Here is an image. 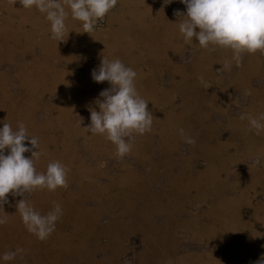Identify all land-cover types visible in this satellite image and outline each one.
Masks as SVG:
<instances>
[{
    "label": "crops",
    "instance_id": "obj_1",
    "mask_svg": "<svg viewBox=\"0 0 264 264\" xmlns=\"http://www.w3.org/2000/svg\"><path fill=\"white\" fill-rule=\"evenodd\" d=\"M176 10L185 12L186 6L180 0H117L105 15L103 29L83 33L81 22L69 13L65 36L53 39L45 14L24 9L19 0H0V127L7 122L15 129L22 122L29 135L38 138V172L54 160L70 169L67 188L8 194L3 211L9 216L0 225V257L17 247L25 251L23 258L0 259V264H123L124 256L137 257L140 252L139 235L148 246L140 258L145 264H166L169 258L172 264H232L235 259L256 264L264 259V130L257 135L248 130L247 120H240L242 113L258 116L264 112L249 97L242 101V92H232L226 102L228 89L212 66L220 62L224 66L228 58L221 53L229 50H209L213 58L203 62L201 53L213 46L201 48L195 39L196 46L184 43ZM186 49L198 50V55L179 76L177 66L186 65L176 61L184 58ZM102 57L119 58L134 69L140 96L154 108L160 102L167 107L172 89H165L164 84L172 78L174 97L181 89L183 102L190 99L196 110L207 109L198 113L204 121L192 131L186 130L185 119L182 123L179 118L166 120L159 131L162 155L153 144L158 155L151 153L148 162L155 174L152 192L146 187L148 180L135 174L146 167L134 166L135 173L123 168L108 173L110 177L102 169L88 175V184L86 172L79 170L81 163L93 165L90 159L99 160L95 165L104 169L107 162L135 161L129 155L119 158L98 153L92 157L84 136L76 134L85 133L90 110L99 111L95 100L111 87L91 77ZM201 62L210 70L207 75L200 74ZM246 64L242 62L240 70L246 65L247 71L240 79L239 70L232 85L243 84L258 68L255 61ZM201 76L209 87L199 81ZM263 85L264 75L251 78L253 89ZM260 98L264 100V93ZM222 106L224 110L218 111ZM178 125L186 134L191 131L195 145L184 143L176 134ZM154 126L152 140L158 143L159 125ZM76 136H82L84 143L75 140ZM100 137L106 140L105 135ZM182 147L188 152L175 156ZM131 153L139 162L147 156L144 147L135 145ZM106 183L105 189L100 188ZM20 199L42 214L52 208L53 201L61 205L63 214L48 239L41 241L26 230L15 208Z\"/></svg>",
    "mask_w": 264,
    "mask_h": 264
},
{
    "label": "clouds",
    "instance_id": "obj_2",
    "mask_svg": "<svg viewBox=\"0 0 264 264\" xmlns=\"http://www.w3.org/2000/svg\"><path fill=\"white\" fill-rule=\"evenodd\" d=\"M19 3L24 9L35 8L45 14L52 38L61 39L67 32L69 13L73 20L81 22L83 33H91L96 22L116 6L117 0H19ZM180 3L186 6V11L177 10L174 15L181 18L178 27L184 43L196 46L195 39L201 48L212 45L210 51L231 50V59L224 63L226 70H230L232 61L241 66L244 53L264 52V0H180ZM91 77L96 83L107 81L111 87L99 93L95 100L99 111L90 110V124L83 129L85 133L105 135L115 145L117 157L123 158L131 152L135 134L150 132L155 119L148 110V101L136 88L137 72L119 58L102 57ZM198 79L209 87L202 76ZM244 94L251 95V91ZM240 120H247L248 130H255L257 135L264 130V113L258 116L242 113ZM178 134L184 143L195 145L197 142L183 128L178 129ZM26 141L30 147L26 146ZM38 148V138L29 135L24 123H19L15 129L7 122L0 127V212L3 213L0 225L7 223L9 216L3 211L9 193L22 196L24 192L37 189L55 191L68 187L70 169L60 161L49 162L43 172L36 170L35 160L41 156ZM25 153L31 156L26 157ZM259 162L257 158L255 163ZM52 204L43 214L24 199L15 205L26 230L41 241L51 236L63 214L59 203L53 201ZM24 251L17 247L15 251L5 252L0 259L7 262L18 255L23 258ZM166 264H172L171 258ZM256 264H264V259Z\"/></svg>",
    "mask_w": 264,
    "mask_h": 264
},
{
    "label": "rangeland",
    "instance_id": "obj_3",
    "mask_svg": "<svg viewBox=\"0 0 264 264\" xmlns=\"http://www.w3.org/2000/svg\"><path fill=\"white\" fill-rule=\"evenodd\" d=\"M101 20H103L102 25L99 27H95L94 29H103L106 26L105 17ZM183 52H184V58L179 57V59L176 61V63H178V64L186 65V66H177L178 68H181V70L179 71V76L180 75L183 76L184 69L189 68L191 66L192 62H194V59L198 55V50L193 51L191 49H188V50L186 49ZM223 53H228L229 56H225L226 54H223ZM223 53H221V55L223 57L231 59V56H232L231 50L223 52ZM256 54L257 53H254L253 56H251L248 53L243 54V63L245 62V64H246L249 61H253V62L255 61L256 64L258 65V68H256V71L249 78H247L246 82H244L243 84L235 82L232 85V81L235 79L236 75L238 74V71L240 70V66L238 67V66H236V64H233V65L231 64L230 70H226L224 68V66L221 64V62L216 63V64H214V66H212V69H213L212 71H213V73L217 74L220 77V79H222L221 85L228 89L226 102H227V99L229 98V95L232 94V92H234V93L235 92H242V98H241L242 101H244L245 100L244 97L247 96V97H249L248 100H250V103L253 106H256L253 103H257V107L260 108L259 110H262L264 112V100L261 101V98H260L261 93H264V85L261 86L260 89H253L251 86V78H253L256 75H264V67L262 66V63L264 65V52H260L258 55L259 57ZM201 55L203 56V62H205L206 59L208 61H211L213 58V56H212L213 54H211V56H210L209 49H206V51L204 50V52L201 53ZM261 61H262V63H261ZM203 62H201L198 65V68H199V70H202V72L200 74H202L204 76V75L208 74L209 69L205 68ZM246 65H242L241 70H240L237 78H239L241 75H243V73L246 71V67H245ZM174 66H176V65H174ZM172 71H173V69H171V72L169 73V76H168L169 79H170V76H173ZM198 75H199V73H198ZM165 84H166V82H165ZM165 84H164L165 89H168V88L172 89V93H171L172 97L170 98V101H169L167 107L164 108L162 105V102H160L158 108L152 107L151 104L148 105V110L152 113L153 117L155 118L152 126L159 125V128L156 129L157 133L159 134L158 135L156 133V135L159 136L158 143H156L157 141L153 142V140H152V137H153L152 133H154V130L147 132L143 135L135 134V140H134L133 145L139 146V147H144V151H146V154H147V156L145 158L141 157V160H143L142 162L137 161L136 157H138V156L136 154H132L130 152L128 155L131 156L135 160L134 162H129L127 164H121V165H119L117 163L109 164L107 162V164H105L106 170L104 168H101L98 165H95L98 163L99 160L95 161L93 159H90V162L93 163V165L86 163V166H84V164L81 163L79 166V170L86 172V183L90 182L88 175L91 176V175L99 174L102 171V169H103V172L105 174H107L108 177H110V175L108 173H110V172L114 173L115 171H119V170L122 171L123 168H127V169L131 170V172L135 173L133 171V168H134V166H138L141 169L146 167L145 169L140 171L142 173H135V174H137L139 178H142L144 180H148L146 187L149 191H151L152 182L154 181V175L155 174H153L154 171H153L152 165L151 164L149 165L148 162H151L150 161L151 160V158H150L151 153H152V156L158 155V151H157L158 149H159V156L162 155V147H161L162 136H160L159 131L162 130V127L165 124L166 120H170L172 117L175 119L179 118L180 120L185 119L184 122L187 125L186 130L192 131V129H194V127L199 126V124H202L204 121V115L202 116V120H201V117L199 116L198 113L203 112V111L205 112V110H207V109L196 110L192 106L190 99H187L186 101L183 102V95L181 94V93H183V91L181 89H177L178 93L174 97L173 92H174L175 88H174V83H173L172 78H171V80H169V84L167 86ZM177 87L180 88L179 86H177ZM246 91H251V95H245L244 93ZM214 98H217V97L214 96ZM226 102L224 103V106H225ZM223 108H224L223 106L220 107L218 111H221V109H223ZM156 111L161 112L160 116L154 115V113ZM196 115L198 117H196ZM179 123H182V121L181 122L179 121ZM179 125L174 129L176 134L178 133V129L180 128ZM191 131H188L187 135H189ZM76 134L84 136V138L86 139V145H85L86 151H89L90 152L89 155H91L92 157H94V155H97L98 153L101 156H110V157L116 156L115 146L113 144H111L110 141L108 142L106 137H105L106 140H104L103 138L100 137L99 134H95V136L93 138V137H89V133H87V135H88V139H87L86 136L84 135L86 133H83L80 131L79 133H76ZM82 136H80V137L76 136L75 140L80 141L83 144L85 139ZM153 144H155L156 148H158L155 151L152 149ZM149 149H150V154L148 155L147 150H149ZM196 149H197L196 147L192 148L191 155L194 156V154L196 153L195 152ZM187 152H188V148L182 147L179 149V151L177 153H175V156L180 155L182 153L185 154ZM116 167H117V169H116ZM145 172H147V173H145ZM160 173L164 174L163 172H160ZM165 176H167V175H165ZM161 179L156 182V187L159 186V182L161 183ZM107 185H108L107 183H106V185H100V188L105 189V187H107ZM155 219H156V217H155ZM139 241H140L139 243H140L141 250L137 254V257L136 256L134 257V255H132V254H127L126 256L123 257V264H145V262L140 258L144 254V249L147 248L148 246H145L144 245L145 243L141 241V235H139ZM130 245H131V247H133V246H135V243L130 242ZM241 262L244 263V260L243 259H235L230 263L241 264Z\"/></svg>",
    "mask_w": 264,
    "mask_h": 264
},
{
    "label": "built area",
    "instance_id": "obj_4",
    "mask_svg": "<svg viewBox=\"0 0 264 264\" xmlns=\"http://www.w3.org/2000/svg\"><path fill=\"white\" fill-rule=\"evenodd\" d=\"M102 23H103V20H98L97 22H96V24H95V27H99V26H101L102 25Z\"/></svg>",
    "mask_w": 264,
    "mask_h": 264
},
{
    "label": "bare ground",
    "instance_id": "obj_5",
    "mask_svg": "<svg viewBox=\"0 0 264 264\" xmlns=\"http://www.w3.org/2000/svg\"><path fill=\"white\" fill-rule=\"evenodd\" d=\"M166 50V49H165ZM206 61H207V59H206ZM247 71V70H246ZM240 78V77H239ZM241 79V78H240ZM239 81V80H238ZM68 93V92H67ZM213 101V100H212ZM182 121V120H181Z\"/></svg>",
    "mask_w": 264,
    "mask_h": 264
}]
</instances>
